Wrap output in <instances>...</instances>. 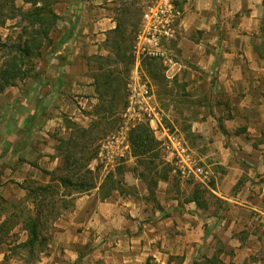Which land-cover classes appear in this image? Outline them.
I'll use <instances>...</instances> for the list:
<instances>
[{"label": "crops", "instance_id": "crops-1", "mask_svg": "<svg viewBox=\"0 0 264 264\" xmlns=\"http://www.w3.org/2000/svg\"><path fill=\"white\" fill-rule=\"evenodd\" d=\"M113 1L65 6L61 47L35 78L0 93L1 159L17 180L62 167L61 137L52 133L66 131L63 114L81 121L97 101L88 56L109 53ZM178 7L164 73L167 87L185 99L161 111L212 169L206 208L189 200L193 187L160 155L148 177L125 175L134 194L114 191L101 200L96 188L76 197L54 222L50 254L38 264H60V256L70 264H213L205 259L214 254L226 264H264L248 260L264 252V225L253 232L247 214L258 208L264 222V0H179Z\"/></svg>", "mask_w": 264, "mask_h": 264}, {"label": "rangeland", "instance_id": "rangeland-1", "mask_svg": "<svg viewBox=\"0 0 264 264\" xmlns=\"http://www.w3.org/2000/svg\"><path fill=\"white\" fill-rule=\"evenodd\" d=\"M79 1L80 0H77V2L76 0H57V2L54 4L55 11L57 14L59 12L61 13V11L65 6L71 5L73 3L78 4ZM154 2L155 0H114L113 2L110 3L109 8L113 9V15L115 19H119L123 23H126L128 21L132 23H138V30H140L142 24V15L145 8L148 5L153 4ZM178 3L179 0H175V4L177 5V7H178ZM13 7L22 8L23 10H26L30 7V5L24 4L22 0H0V22L2 19H6L4 25L0 24V38L1 41L3 42H5L6 40L7 41L17 40L18 35L20 33L19 27H12L14 24H16V22L19 21L18 17L10 18V14L12 13ZM58 16L59 19L56 23V28L51 34L53 38V42H55L56 44L55 46L56 48L54 51L58 50V48L61 47L62 44L61 41L64 40L63 31L61 29L62 27H60L59 29L57 28V24L59 23L60 17L62 15L58 14ZM179 19L177 20V23ZM127 28L128 30L130 29V27ZM174 39L175 38L164 43L167 49L168 57L170 59H173V55H171L172 53L169 50L170 49L169 45L171 44V41H173ZM136 42H137V37L128 40L127 43L130 49H128L126 54H128L130 50L134 49ZM51 47L52 45L44 46L42 49L41 56L39 57L35 56L31 59V64H29L26 67V75L23 77V79L19 80L17 84H20L21 81H23L24 79L29 80L28 78H32V77L35 78L37 72H39L40 70L46 67L49 54H52L54 52L51 49ZM108 50L109 53L107 55H102V56H108L109 58L108 60H103V59L99 60L96 58V56L98 55L88 56V64H89L88 72L90 77L92 78L100 74L102 71L112 72L115 76H117L119 80L117 82H114V84L110 89V90L113 89L114 93L110 91L108 98L103 99V101H98L99 96L96 93L95 97L97 98V101L91 107V109L81 111L84 117L87 116V118L80 117L81 121L78 120L75 122L80 124L81 126L86 127L90 124L91 120L94 119V117L91 116V113L94 111L95 107L101 105V107H104V109L107 108L110 109L111 115H108L106 113H102L99 115L100 116L99 118H103V120L92 134V137L95 140L94 144L97 145V151L101 153V155L99 156L98 153L96 155V158L91 160L88 166L90 169L94 170L95 173L97 174V179H96L97 182H100L108 172L114 171L118 167H123L125 171L124 174L122 175L123 182L125 186L128 187V189H126V193L124 194L128 195V194H134V188L131 185H128L127 181L125 180V175H127L128 178H130L132 174L135 175L138 174L140 176L145 175V177H148V173H147L148 168L146 167V164L136 163V159L131 156L130 149L128 147L124 148L126 142L122 141L121 137L123 135L127 136V131L131 125L140 121H148L149 125L153 129L155 137L161 141L160 155H163L165 157L169 156L166 148V142H167L166 133L179 134L182 137L183 135L180 134L179 130L176 131L175 127H173L170 124L168 118L162 113L161 109L170 102H172V104L180 103L178 100L185 99L184 98L185 94L181 92L178 93V91L174 93L173 90H171V88L167 87L164 71L167 68H169L168 65L169 63L165 64L161 60L155 59L152 61L153 62L151 64L152 67L149 71L146 68V65L148 64V62H150L149 61L150 58L143 57L140 61V65L136 73L134 71L133 62L127 64V60L122 61L121 60L122 58L117 57L114 48L112 49L108 47ZM99 66L103 67L101 71H98ZM136 74L139 76V82L146 86L148 90L147 95L149 96V99L142 98L141 95L137 96L136 98V100L138 101L136 107L137 113L136 115L134 114V119H133V117L129 118V115L132 114V111L126 112V107L128 106L129 94H130L128 84L133 81V78L135 79ZM97 82L99 84L98 85L99 90L104 91L105 86L102 85V80L98 79ZM92 83L94 84V90H95L96 81L94 78ZM111 94H113L112 98H110ZM87 96H91V95H87ZM147 104L150 107H152V109L156 113V116H153L151 114V111L149 113V111L145 110ZM180 107L182 109L184 108L183 105H181ZM125 113L127 115H125ZM63 116H64L63 118V125H64V120H68L69 118L68 115L63 114ZM3 127L5 126H3L2 120L0 119V132ZM111 134H114L117 137V139L115 140L111 139L112 137ZM52 135L58 136L59 138L60 137L67 138L69 136V130L66 129L65 132H60V133H58V131L53 132ZM1 137L2 136L0 133V145L2 143ZM186 143L188 145L187 141ZM1 148L2 147L0 146V215L2 220L5 217V215L8 214V212H10L9 210L11 209V206L16 205L17 207L21 208L23 205H25V203L29 204V202L26 201V195H25L26 192L20 187V185H26L31 183L42 184L45 183V180L48 181L49 176L44 173L40 174L38 172L32 171L31 173H28L23 180H17L13 172L10 173L6 172L7 163L1 159L2 158L1 151H3V149ZM193 156L200 164H205L204 162H202L197 158L196 154H193ZM23 160L24 159H22V161ZM169 162L171 166L175 169L174 162L172 160H170ZM119 177L120 176L117 175V178ZM187 182L189 186L191 187L194 186V184L192 183L194 181L187 180ZM96 193H98V191H96ZM78 196L79 195L75 196V198ZM55 198H58L57 200L60 201L59 198L61 197L58 194ZM209 198H210L209 199L210 203L214 208L222 207L221 204H219V201L213 199V197H209ZM65 200L68 201L70 199L68 197H65ZM68 211L69 208L64 209L62 208V205H60L59 203L57 205V208L55 209V213L49 214L47 216V220L43 223V227H42V234L46 238L47 245L43 252H38L37 250L32 255L28 254L27 250L19 247V244L25 240L26 235L25 232L21 230L20 225H15L8 234V236L4 238L3 243L0 244V264H38L46 260L47 256L50 254V249H51L49 247V244L51 243L56 230V227L54 226V222L58 219V217L64 215ZM57 213L58 215L57 217H55ZM247 214L254 218L253 222H256V225L254 224L252 226L253 232L262 230V226L264 225V222L260 221L262 214L261 212H259L258 208H256V210L248 209ZM84 255H87V253L80 255L79 260L84 259L83 258L85 257ZM58 260L61 262L60 264H70L66 259L62 258L61 256L58 257ZM248 260L250 261V263L256 260L264 261V252L251 254Z\"/></svg>", "mask_w": 264, "mask_h": 264}, {"label": "trees", "instance_id": "trees-1", "mask_svg": "<svg viewBox=\"0 0 264 264\" xmlns=\"http://www.w3.org/2000/svg\"><path fill=\"white\" fill-rule=\"evenodd\" d=\"M24 4L30 5L26 10L22 8H12L10 18L18 17L19 21L12 27H19L20 33L17 40L1 41L0 38V93L10 86H15L17 82L26 75V67L31 64V59L42 54L44 46H51L55 50V42L51 36L56 28L59 19L55 11L54 4L57 0H22ZM6 19H2L0 24L4 25ZM127 27H130L128 30ZM138 33V23H123L116 19V27L107 32L106 47L114 48L117 57L121 60H127V64L134 63L133 50L128 47V40L134 39ZM97 59L108 60V56H96ZM150 59L146 68L150 71L152 61ZM32 68V67H30ZM103 67L98 68L101 71ZM28 71V70H27ZM96 81L95 91L98 94V101L107 99L114 82L119 79L112 72L102 71L93 77ZM102 80L105 86L104 91L99 90L97 80ZM113 94L110 95V98ZM111 115L110 109L98 106L91 113L94 117L86 127L81 126L73 120H64V125L69 130L67 138H60L57 144L58 152L63 156V165L53 171L43 170L42 172L49 176L45 183H31L20 185L26 192V201L29 204L21 208L16 205L11 206L8 214L1 220L0 215V244L15 225H20L21 230L25 232L26 238L19 244V247L27 250L32 255L37 250L43 252L46 247V238L42 234L43 223L47 220L49 214L55 213L57 205L60 203L62 208H73L74 198L82 193L98 189V197L101 200L107 199L114 191L121 194L126 193L127 186L123 182V167H118L114 171L108 172L100 182H97V174L89 168L91 160L98 154L97 145L94 143L92 134L102 122L100 114ZM99 133V132H97ZM127 142L131 156L136 159L137 164H146L149 171L156 167V159L160 158L161 141L158 140L149 125L148 121H140L131 125L127 131ZM165 168L173 170L170 162H163ZM165 170V169H164ZM117 175L120 177L117 178ZM143 175V174H142ZM149 176V172H148ZM145 178L144 176H141ZM147 187L150 194L156 186V180L149 178ZM150 182V183H149ZM212 183V182H210ZM211 186V184H210ZM208 190L199 183H195L192 189L190 201L195 202L199 208H206L204 199ZM60 201L55 198L57 195ZM65 197L70 200L66 201ZM74 197V198H73ZM59 202V203H58ZM58 213L55 217H57ZM208 263L226 264L213 255L205 259ZM231 264V263H229Z\"/></svg>", "mask_w": 264, "mask_h": 264}, {"label": "built area", "instance_id": "built-area-1", "mask_svg": "<svg viewBox=\"0 0 264 264\" xmlns=\"http://www.w3.org/2000/svg\"><path fill=\"white\" fill-rule=\"evenodd\" d=\"M181 17V11L175 4V0H155L148 5L142 15V24L137 33V42L133 49L134 55V71L137 73L140 61L143 57L161 60L163 63H169L167 49L164 43L175 38L177 20ZM129 102L126 112L132 111L129 118L136 115V107L138 101L137 96L148 98V90L146 86L139 82V76L136 74L135 79L128 84ZM146 111H151L153 116L156 113L147 104ZM125 115H127L125 113ZM167 134L166 148L167 153L174 162L175 169L173 172L182 179L192 180L201 184L205 188H210V182L213 178V172L209 165L200 164L193 156L191 149L187 145L185 139L179 134ZM111 139H117L111 134ZM127 136L121 137L125 141L124 148H129ZM99 153V152H98ZM101 153H99V156Z\"/></svg>", "mask_w": 264, "mask_h": 264}]
</instances>
